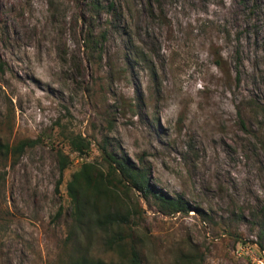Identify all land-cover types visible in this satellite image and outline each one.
Segmentation results:
<instances>
[{"label":"rangeland","instance_id":"374dc122","mask_svg":"<svg viewBox=\"0 0 264 264\" xmlns=\"http://www.w3.org/2000/svg\"><path fill=\"white\" fill-rule=\"evenodd\" d=\"M159 5L151 19L127 0L117 26L83 0H0V144L36 141L14 162L0 152V264H127L132 246L140 264H264V0ZM76 135L87 162L105 170L99 146L118 147L190 211L131 190L124 240L78 228ZM58 150L73 162L61 181Z\"/></svg>","mask_w":264,"mask_h":264},{"label":"trees","instance_id":"16d2710c","mask_svg":"<svg viewBox=\"0 0 264 264\" xmlns=\"http://www.w3.org/2000/svg\"><path fill=\"white\" fill-rule=\"evenodd\" d=\"M87 6L91 18L106 16L110 24L120 26L126 14L127 0H83ZM158 3V8L154 2ZM160 0H147L146 12L151 19H158L161 8ZM126 28L122 29V32ZM106 33L100 32L99 39L103 40ZM89 43H97L99 40L94 32L88 34ZM262 121L264 122V110H262ZM243 125V123H241ZM244 127V125H243ZM36 144L34 140H23L13 146L0 144V152L9 156L14 162L26 148ZM91 143L80 135L73 136L68 140V148L76 154L80 163L78 168L71 174L65 184L66 194L71 208V216L78 224V228L89 222L101 231H111L109 235L112 241H122L120 230L128 225L131 216L135 214L121 197V193L134 190L146 200L153 199L165 214L188 213L190 205L181 196L171 198L155 188L150 182L147 169L137 167L124 154L119 155L120 148L108 149L106 144L99 146L105 170L93 162L85 159L89 156ZM58 170L60 181L64 172L72 166L73 162L69 155L62 151L57 152ZM60 183V182H59ZM123 200V201H122ZM60 211L57 215H60ZM264 219V218H263ZM262 231L264 232V220H262ZM115 227L116 231L112 232ZM262 232L264 238V233ZM111 242V241H110ZM259 249L264 250V245L259 244ZM67 264H105L99 260L79 258ZM127 264H140L135 248L130 247Z\"/></svg>","mask_w":264,"mask_h":264}]
</instances>
